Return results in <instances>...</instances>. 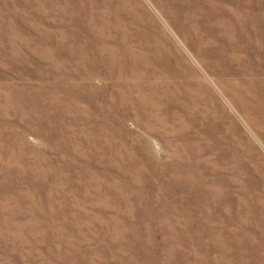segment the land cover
Returning a JSON list of instances; mask_svg holds the SVG:
<instances>
[{
    "label": "rangeland",
    "instance_id": "rangeland-1",
    "mask_svg": "<svg viewBox=\"0 0 264 264\" xmlns=\"http://www.w3.org/2000/svg\"><path fill=\"white\" fill-rule=\"evenodd\" d=\"M0 264H264V0H0Z\"/></svg>",
    "mask_w": 264,
    "mask_h": 264
}]
</instances>
